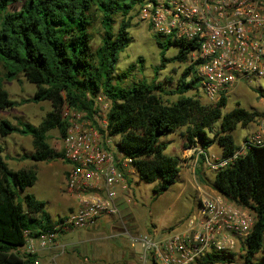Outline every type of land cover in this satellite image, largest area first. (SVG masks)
I'll use <instances>...</instances> for the list:
<instances>
[{
	"label": "trees",
	"instance_id": "obj_1",
	"mask_svg": "<svg viewBox=\"0 0 264 264\" xmlns=\"http://www.w3.org/2000/svg\"><path fill=\"white\" fill-rule=\"evenodd\" d=\"M134 4L133 0H0V64L7 68L5 76L14 79L19 75L34 85L31 96L18 102L0 85V109L24 102L47 101L50 105L36 125L24 123L17 128L1 118L0 137L12 132L31 137L33 150L23 152L21 160L61 159L60 150L47 142V132L56 130L59 136L64 134L66 121L60 115L63 104L85 112L89 118L93 112L92 98L98 92L103 93L110 101L106 113L108 133L117 136L119 149L131 158L139 179L157 181L152 186L155 197L175 182L179 171L178 157L165 153L167 142L159 141L161 136L184 126L182 145L197 141L202 152L198 159L203 161V153L213 143L225 156L236 148L231 128L239 121H251L256 114L238 102L231 110L222 112L226 96H220L212 107H205L193 96L185 95L194 79L198 80L191 64L183 67L173 90H164L162 83L154 80L120 84L115 79V65L119 52L129 42V13ZM93 9L100 14L101 35L96 46H92L89 32ZM166 40L164 44L156 40L161 50L174 44L177 51L171 58L160 51L155 70L169 61L186 60L189 43ZM173 93L180 95L174 101L166 102L161 97ZM214 122L217 128L212 130ZM207 132H212L211 137ZM1 151L0 147V264H28L31 255L21 256L14 251L24 241L23 231L28 230L33 236L52 223L43 201L30 193H25L22 199L16 197L17 189L23 190L33 183L35 173L28 168H9ZM210 184L217 192L253 211L254 223L242 245L243 262L264 264V252L258 263L250 260L251 255L262 249L264 144L250 146L242 156L214 172ZM230 261L232 254L209 252L195 263Z\"/></svg>",
	"mask_w": 264,
	"mask_h": 264
},
{
	"label": "built area",
	"instance_id": "obj_2",
	"mask_svg": "<svg viewBox=\"0 0 264 264\" xmlns=\"http://www.w3.org/2000/svg\"><path fill=\"white\" fill-rule=\"evenodd\" d=\"M128 1V0H126ZM137 19L157 36L189 43L186 62L194 67L204 97L216 102L238 81L256 86L264 104V0H133ZM89 98L88 95H86ZM93 112L61 108L66 121L60 136L61 160L67 164L65 190L75 200L74 209L36 235L23 231L24 241L14 251L31 255L28 264H58L63 244L61 230L92 225L112 217L123 225L120 204H132L131 158L123 155L116 135L109 134L106 113L109 99L103 93L92 98ZM264 144V118L260 128L228 155L205 154L208 170L224 168L254 145ZM254 223V213L216 190L201 194L195 210L176 230L165 234L127 235L138 245L141 264H193L209 252L233 254L243 247ZM43 251L44 258L35 257Z\"/></svg>",
	"mask_w": 264,
	"mask_h": 264
},
{
	"label": "rangeland",
	"instance_id": "obj_3",
	"mask_svg": "<svg viewBox=\"0 0 264 264\" xmlns=\"http://www.w3.org/2000/svg\"><path fill=\"white\" fill-rule=\"evenodd\" d=\"M131 15L130 27L128 28L129 42L127 46L119 52L115 65V79L123 86L137 81L151 82L160 81L164 90H173L179 82L182 69L187 64L186 61H169L163 68L155 70L159 66V53L162 51L166 58H171L177 51L174 44H169L162 48L156 40L162 44L167 42V38L157 36L148 27L146 22L137 19L134 8L129 13ZM100 14L95 9L91 12L89 32L92 37V46H96L101 35L99 24ZM141 59V61L138 60ZM6 67L0 64V85L5 88L14 101L31 96L33 85L26 82L22 76L16 75L14 79L5 76ZM118 76V77H117ZM190 77L194 78L191 73ZM238 88H232L226 94L225 105L222 112L229 111L235 107V103L245 110L255 112L251 121L237 122L230 130L235 145L243 141L244 138L260 128L264 118V104L259 99L260 90L256 86L238 81ZM261 89L264 90V81H261ZM196 98L205 107H212L215 102L208 101L201 92L199 82L194 79L192 88L184 92ZM178 93L163 94L162 99L166 102L176 100ZM50 108L49 103L42 102L40 108L31 102H24L8 109H0V119L6 118L14 127L20 128L24 123L36 125L41 117ZM217 128V122L213 123V129ZM47 142L55 150H60V136L56 130L47 132ZM185 127L182 126L175 132L166 133L159 138V141L167 142L165 153L175 155L179 159V171L175 182L168 186L160 194L154 197L152 186L157 182H145L138 178L137 174L131 176V196L134 205H129V212L135 226L125 221L123 225L117 222L116 218H109V224L95 221L92 225L82 228H68L61 230L57 239L63 244L64 250L58 256V264H141L136 255L138 245L130 246L127 235L138 233L165 234L179 228L187 217L195 210L201 194L210 193L211 179L213 172L207 169L204 162L199 158L201 152L200 144L185 142ZM211 137L212 132H207ZM29 135H22L15 132L0 137L1 155L4 157L8 167L15 169L20 163L28 164L26 167L36 173V181L26 186L23 190L16 191V197L22 199L25 193L33 194L37 199L44 202L45 210L53 215L63 213L61 208L62 199L57 195L68 196L65 191L61 170H51L50 175L41 174V166L48 165V161L34 162L29 159L15 158L23 152H30L31 143ZM220 149L216 144L205 150V154H220ZM203 153V154H204ZM20 162H19V161ZM52 165H57L58 161L50 160ZM49 163V164H51ZM64 164V163H60ZM42 175V176H41ZM262 249L251 255V262L258 263L264 252V233L262 236ZM127 251L122 255V251ZM229 255L230 253H225ZM244 249L232 254V261L213 264H245L243 262ZM196 264V263H194Z\"/></svg>",
	"mask_w": 264,
	"mask_h": 264
},
{
	"label": "crops",
	"instance_id": "obj_4",
	"mask_svg": "<svg viewBox=\"0 0 264 264\" xmlns=\"http://www.w3.org/2000/svg\"><path fill=\"white\" fill-rule=\"evenodd\" d=\"M31 84V83H30ZM33 85V84H32ZM33 87H34V85H33ZM235 88H238V84L237 85H235L234 86V88L233 89H235ZM34 90V89H33ZM33 92V91H32ZM42 102H47V101H42ZM42 102H31L32 104H35V105H37V108H40V104L42 103ZM48 103V102H47ZM49 110V108H47V111ZM39 121H40V119H39ZM38 121V122H39ZM9 135V134H8ZM29 141H30V143H31V137H30V139H29ZM211 147V145L208 147V149ZM32 150H33V147H32V145L30 146V152H32ZM220 153V152H219ZM21 155V154H20ZM19 155V156H20ZM19 156H15V158H19ZM58 161H60V162H58V164L57 165H52V163L50 162V160H45V161H48L47 163H48V165H45L44 167L43 166H41L40 167V169H41V174L42 175H46L47 177L48 176H51L50 175V173H51V170H54V169H56V170H61V175H62V177H63V181H64V186H65V175H66V169H67V164L64 162V161H62L60 158H58L57 159ZM19 161V160H18ZM20 162V161H19ZM38 162H43V161H38ZM49 163H51V164H49ZM60 163H64V164H60ZM24 164L25 163H20L17 167H15V169H17V168H27L26 166L28 165V164H26L25 165V167H23L24 166ZM41 175V176H42ZM34 181H36V173H35V179H34ZM34 181H33V183H34ZM66 191V190H65ZM66 193H68L67 191H66ZM31 195H33V194H31ZM34 196V195H33ZM57 196H59V198H61L62 199V203H61V208L64 210L63 211V213H60V214H58V213H56V214H52L51 212H48L47 210H45V205H44V210L46 211V213L48 214V216H49V221L51 222V223H54L57 219H59V218H61V217H65L67 214H69L73 209H74V206H75V200H74V198H73V196L71 195V194H69L68 193V196H64V195H57ZM34 198H36L35 196H34ZM37 199V198H36ZM129 205L130 204H124V203H121L120 204V211H121V214H122V217H123V223H125V221H128L129 222V224L131 225V227L132 226H135V223H134V221H132V216H131V213L129 212ZM132 205H134V202L132 203ZM109 218H112V217H101V218H99V219H97L98 221H101L102 223H105V224H109ZM124 219H125V221H124ZM96 220V221H97ZM118 222V221H117ZM120 224V223H119ZM126 224V223H125ZM152 233H155L154 231L152 232ZM264 233V232H263ZM59 240V239H58ZM127 254V251H122V255H124V254ZM49 254V252L48 251H43V252H41V253H39V254H37V255H34V258L35 257H40V258H44L45 256H47ZM136 258H137V255H136ZM138 261V260H137Z\"/></svg>",
	"mask_w": 264,
	"mask_h": 264
}]
</instances>
